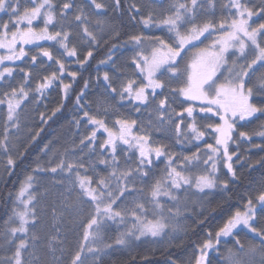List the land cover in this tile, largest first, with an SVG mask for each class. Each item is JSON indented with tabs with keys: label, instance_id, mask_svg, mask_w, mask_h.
Listing matches in <instances>:
<instances>
[{
	"label": "snow or ice",
	"instance_id": "obj_1",
	"mask_svg": "<svg viewBox=\"0 0 264 264\" xmlns=\"http://www.w3.org/2000/svg\"><path fill=\"white\" fill-rule=\"evenodd\" d=\"M26 2L31 6L21 10V0H0V17L8 16L7 20L0 19V50H3L0 54V86L6 85L10 89L3 93L7 99V115L0 133V150L5 155L10 146L14 147L11 137L20 131V110L30 93L39 103L46 91L59 85L64 97L70 98L73 86L64 83V77L67 75L75 81L77 73L69 72V65L64 60L74 58L83 67L93 57L92 49L100 47L103 35L110 34V40L121 36L119 26L111 18L93 22L83 7H75V15L70 19L68 13L74 9L75 0L62 6L53 3V0ZM90 3L97 10L107 7L104 3H97V0H90ZM162 3L163 0H145L144 4L133 2L124 7L122 0H112L110 6L114 13L123 15L127 11L131 21L146 30L161 31L163 35H130L123 45L118 47L113 44L108 48L106 59L100 61L101 64L111 63L117 77L126 76L122 68L115 67L113 53L124 45L132 46L135 52L131 57L135 70L132 75H139L141 80L129 77L121 79L118 87H113L116 81L105 72V89L108 96L119 97L117 103L120 107L127 103L136 115L146 110L149 119H132L120 113L103 96L97 98L94 113L91 102L82 103L88 88L85 81L75 100V107L83 115L72 122L77 129L86 122L92 131L83 136L78 145L73 143L72 147L64 148L62 152L53 148L54 142L44 144L40 152L49 157L48 164L54 161L55 164L47 168L37 158L32 170L37 174L51 173L62 177L56 183L65 187L63 206L67 211L79 213L86 207L90 209L84 242L71 256L70 264H88L89 258L92 264H104L103 258L114 248L130 249L138 241L162 238L169 231L187 233V227L179 224L185 213L194 217L193 223L197 226H205L217 209L206 210L200 200L189 199L187 193L193 189L194 194L219 189L224 195L217 208L230 211L225 207L232 198L229 180L233 183L239 180L233 167L234 158L236 163L250 159L241 157L238 151L230 152V146L235 145L239 149V140L264 153V142H252L256 137L264 141V102H253L257 97L264 100V0H258L252 6H249V0H228L222 7L228 9L229 15L219 20L215 19L217 0H172L167 8L157 12L156 8ZM145 8L146 15L141 14ZM254 18L260 21L255 26ZM41 21L43 27L34 26ZM57 23L60 29L50 32L49 27L54 28ZM73 24L80 26L77 35L89 46L82 60L76 45L69 46L73 33L65 30V26L71 29ZM93 24L100 30L99 33L90 30L89 25ZM40 40L59 44L63 59L44 48L37 53L55 63L57 71L42 76L34 88H28L30 73L19 69L23 82L19 87L11 86L8 78L13 77L15 69L4 66L5 63L27 59L24 45ZM205 40L208 43L205 44ZM108 42L105 41V45ZM37 55L31 56L30 67H36ZM173 80L178 81L180 86L171 87ZM165 89H168V95H164ZM158 95H163V98L157 102ZM177 97H183L179 101L181 105L188 104L182 112H176L172 107ZM170 100L172 103H169ZM197 101L201 102L199 112L204 113L206 119L218 117L220 122L198 125L194 115V103ZM0 103L4 101L0 100ZM59 111L60 107L54 108L47 119L45 113H40V123L46 124ZM185 113L191 123L182 130ZM111 116L115 119L109 121ZM255 120L261 121L257 130L239 131L240 127ZM154 133H172L181 145L186 141L192 142L188 140L189 135L192 140L200 142L208 135L214 138V143L205 144L203 149L197 147L191 155L178 154L169 151V145L154 140ZM98 134H106V138L100 141ZM40 135V131L33 134L30 129L29 145L38 143ZM76 151L80 152L79 156H75ZM118 152L125 157L123 165ZM92 154L96 155V159H91ZM153 157L156 160L166 157L167 160L162 175L155 178L146 191L145 187H137V184L142 185L149 177ZM15 163L9 155L5 169L9 176ZM101 165L105 172L99 170ZM221 165L230 174L229 179H220ZM247 166L252 170L256 166L264 168V155ZM194 169H199V172ZM35 183L34 175H27L16 194L17 207L5 221V232L0 234V240L12 250L10 255L0 258V264H63L64 249L59 228L56 229V236L48 238L43 249L39 247L42 237L30 232V227L37 222L39 194ZM260 183L264 188V179ZM53 213L55 215V210ZM260 221H264V191L255 197V203L253 198H247L242 210L237 208L214 232L209 230L205 233L207 238L197 245L199 255L195 257V264H213L212 253L219 255L221 241L233 237L234 247L226 250L220 264H264V227L254 226ZM113 223L123 230L109 243L107 232ZM245 230L252 237L247 245L241 242L238 235ZM131 264H135L134 257ZM168 264L177 262L169 261Z\"/></svg>",
	"mask_w": 264,
	"mask_h": 264
},
{
	"label": "rangeland",
	"instance_id": "obj_2",
	"mask_svg": "<svg viewBox=\"0 0 264 264\" xmlns=\"http://www.w3.org/2000/svg\"><path fill=\"white\" fill-rule=\"evenodd\" d=\"M70 2V0H53V3L57 4L58 6H62L63 3ZM172 2V0H163V3L159 5L156 8V11L159 12L161 9L167 8V6ZM97 3H104L106 4V8L104 10H97L95 9L94 5L90 3V0H75V6L72 11L68 13L69 18L71 19L75 15V7H83L85 13L91 17L93 22H95L97 19L104 20L106 18H109L111 13H113V9L110 6L112 3V0H97ZM136 3V1H135ZM145 0H137V4H144ZM228 3V0H217V6L215 9V19L219 20L222 16L227 17L229 15L228 9L223 8L222 5H225ZM258 3V0H249V6H252V4ZM31 5L26 2V0H21V10H23V7H30ZM147 9L145 8L141 14L146 15ZM57 13H59V7L57 8ZM139 18V17H138ZM0 19L7 20L8 16L3 15L0 17ZM57 20H59V15H57ZM255 20V23H253V26H255L256 23H259V20ZM138 21V20H137ZM34 26L37 28L43 27L42 21L38 24L34 23ZM90 30L99 33L100 30L96 28L93 25H89ZM60 29L59 23L56 24V27H49L50 32H54ZM65 30H69L73 33L71 42L69 46H72L73 44L76 45L78 49V55L79 58L82 60L84 56L87 54L89 50V46L85 41L81 40V37L77 35V33L80 32V26H77L76 24H73L71 29H69L67 26H65ZM136 34L144 33V35H163L161 31H158L156 29H144L142 25L138 23V31H136ZM104 36V35H103ZM204 43H208L207 40L204 41ZM38 45V46H37ZM201 47L203 45H200ZM25 51L28 53V58L24 59L23 61H16L15 63H8L6 62L4 66H10L15 69L13 77L8 78V83L11 84L13 87H19V85L23 82V74L20 73L19 69H24L26 72L30 73L31 76V83L28 85V88H34L36 82L44 75H49L53 71H57L58 66L47 60L46 57H42L40 55H37V53L40 52L42 48L48 49L50 52L53 53L54 56H56L59 59H63L61 56V50L59 48V44L55 41H48V40H40L36 41L32 45H24ZM135 51H138L136 49ZM0 54H3V50H0ZM135 54L133 48L131 45H124V47L119 48L118 51H115L113 53V60L115 61V67L117 69H123L127 75L117 77L116 72L113 71V65L111 63L106 64L105 67L107 68L105 72H108L111 77L116 81L115 84H113V87H118L119 82L121 79H127L129 77L137 79L138 81L141 80V77L139 75L133 76L132 73L135 71L132 64H131V57ZM37 55V61L36 67H30L31 64V56ZM66 65H69L68 71L69 72H75L77 66H79L75 59L71 60H64ZM103 73V74H104ZM103 74L101 80L96 79L97 85L95 86L94 90V98L91 99V107L93 109V112L95 113L97 109L96 100L98 97L103 96L108 100L110 104L115 105L116 108L119 109V112L129 116L132 119H137L138 121L143 120L147 121L149 119L148 111L142 110L140 115L135 114V110L125 103L124 107H120V105L117 103L119 100V97H115V99L112 96H108L106 89H105V81L103 80ZM64 83H70V77L65 75L64 77ZM179 82L176 80H173L171 82V87H179ZM53 88H57L56 85L53 86ZM60 88V87H59ZM61 89V88H60ZM58 89V90H60ZM10 89L5 86H0V100H3L4 103H0V133L3 131V125L4 121L6 119L7 115V99L3 96V93L6 91H9ZM27 90V89H26ZM62 90V89H61ZM46 91L44 97L40 98L39 103H37V98L33 96L31 93L29 95V98L26 102L22 104V108L20 110V131L18 133H15L11 137L12 144L14 147L10 146V150L7 155L3 153L2 150H0V174L1 171L4 170V167L7 163V159L9 155H12L13 151L16 150L17 143L19 140H21L23 137L28 135V131L30 126L33 125L35 121H37L40 118V113H44L47 107L48 103L54 102L57 100L58 95H62L60 91ZM158 92L160 90H157ZM59 93V94H58ZM52 94H55L53 97ZM58 94V95H57ZM168 89L164 90V95H168ZM50 96V97H49ZM49 98V99H47ZM163 95H158L156 100L158 102L159 99H162ZM258 99H261L257 97ZM183 100V97H177V102L172 103L170 100L169 103H172V107L175 108L176 112H182V108L187 107L188 104L184 103L181 105L179 101ZM155 105L153 104L152 107ZM194 107L196 111L194 112V115L196 117V121L198 125H204L207 123H219L218 117H213L211 120L205 118V114L199 112V108L201 107V102L197 101L194 103ZM185 118V122L182 125V130L186 128V125L188 123H191V119L187 118L186 113L183 114ZM211 116V114H208ZM109 121L112 119H115V116H111L108 118ZM179 122V121H177ZM260 120H255L251 124H245L243 127L239 128V131H248L251 132L253 130H257V125L260 123ZM111 126V124H109ZM92 129L90 127L86 126V122L82 123L79 126V129H77V126L71 122L65 125L63 128L59 130V135L57 138L53 140V148L59 149L61 152L64 150V148H70L72 147L73 143L79 144L80 139L83 136L88 135ZM106 138L105 136H101L98 134V140L102 141ZM153 139L156 141L163 142L167 145H169V151L175 152V153H183L184 155H191V153L196 151L197 147H200L203 149L205 147V144L207 143H214V138L211 136L206 135L203 142L200 141H194L192 140V137L189 135L188 140L192 141L191 143H188L187 141L181 145L176 142L175 136L172 133H169L168 135L164 134H153ZM183 139V138H182ZM260 138L256 137L252 141L253 143L255 141H259ZM237 143L240 145L239 149L235 147V145L230 146V152L232 151H238V154L243 158H249L246 159V162L242 161L241 163H236L234 158V170L237 173V176H239V173L247 167L249 164L248 161L253 162L257 159V156L255 153L258 152L256 149H251V145L248 143H244L241 141H237ZM259 144L258 142H256ZM251 149V150H249ZM85 152H87V148H85ZM97 152H99V148L97 147ZM80 152L76 151L75 156H79ZM118 155H120V162L121 165L124 164L125 157L118 152ZM49 157L45 156L40 159V162L42 163V166L50 168L54 166L55 161L52 164H48ZM91 159H96V155L92 154ZM133 160L135 157L132 158ZM166 157L160 158L159 160H156L155 157H153V165L152 170L149 173V177L143 182L141 185L140 183L137 184V187H145V190L147 191V188L151 185L153 180L155 178H158L162 175L163 169L165 168L166 164ZM131 163V161H130ZM132 166H135L134 164ZM99 170L101 172H105L104 167L101 165L99 166ZM110 171V169H109ZM193 171L199 172V169H194ZM91 174V173H89ZM230 174L227 173V170L221 165L220 169V179H229ZM35 188L39 194V202L36 205V211H37V222L34 227H30V232H35L36 234L40 235L42 237L39 247L40 248H46L47 240L48 238L52 236L57 235L56 229L59 228V238L63 241V244L61 245L64 249L63 253V264H70L71 256L75 253L76 250H78V246L80 243L84 242V231L87 226L89 216V208H85L83 211L76 213V212H69L67 211L63 206V194L65 193V187H62L56 181H59L62 177L60 175H53L51 173H39L35 174ZM264 179V175L261 177H257L256 185L254 187H251L250 190L246 192L243 198V205L246 203L247 198L251 197L253 198V202L255 203V197L259 194L260 191H264V188L261 187V180ZM1 180V175H0ZM230 181V180H229ZM217 191L219 189H216ZM216 190L212 191H206L205 194H194L195 190H190L187 193V196L191 200H200L204 208L206 207V202L215 195L217 192ZM216 191V192H215ZM184 195V194H182ZM242 205V206H243ZM171 206V205H168ZM241 206V207H242ZM259 207V205H257ZM197 209H199V205L197 206ZM242 210V208H240ZM53 210H55V215L53 213ZM189 213H185L183 218L179 220V224L183 227L185 223V217ZM255 227H264V221H260ZM123 229L120 228L117 224L113 223L111 224L110 230L107 232L108 237L110 238L107 242L111 243L115 240L116 235L119 231H122ZM181 233V232H180ZM180 233H172L169 231L167 235H165L162 238L152 239L148 238L144 241V243H148L150 246H156L161 245L163 242L170 241L174 238H178L181 234ZM239 238L242 243L247 245L249 241L252 240V237L247 234L246 230L239 232ZM23 238V237H21ZM234 239L233 238H225L222 241V248L219 249V256L220 260L224 258L226 255V250L229 248L234 247ZM164 240V241H163ZM18 242V241H17ZM138 243V242H136ZM135 243V244H136ZM134 244V245H135ZM134 245L132 247H134ZM131 247V248H132ZM130 248V249H131ZM7 254H11V247H8ZM129 248H114L111 253L116 251H127ZM214 254L212 253V259L216 260L214 257ZM57 255H60V252L57 251ZM199 255V253H198ZM108 256V255H107ZM105 256L103 258V261L106 262ZM190 261V260H189ZM189 261H185L184 264H189ZM88 264H92L91 258L88 259ZM218 264H220V261H218Z\"/></svg>",
	"mask_w": 264,
	"mask_h": 264
},
{
	"label": "trees",
	"instance_id": "obj_3",
	"mask_svg": "<svg viewBox=\"0 0 264 264\" xmlns=\"http://www.w3.org/2000/svg\"><path fill=\"white\" fill-rule=\"evenodd\" d=\"M137 3V0H122V6L126 7L128 3ZM113 12V11H112ZM109 18L115 22L121 31V36L119 39H109L110 34H105L103 39H101L100 47L93 48V57L89 58L88 63L83 67L77 66L76 73L77 77L75 81L70 78V83L72 84V90L70 93V98H65L62 90L59 88V85H56L57 88H51L50 91L55 92L60 91L62 95H58L57 100L54 102L48 103L45 110V118L51 115V112L54 108L60 107V111L52 117L46 124L40 123V118L30 126L29 130L33 131V134L36 131H40L41 135L37 137L38 143L29 145L28 135L23 137L17 143L16 150L13 151L10 155L13 160L16 161L15 165L11 169V176L8 172L5 171L7 163L4 167V170L1 171V180H0V234L5 232V221L12 215L13 208L17 207L16 194L20 188L21 183L24 181L25 177L33 173V168L36 166L37 158L42 159L44 155L40 152V149L43 148L44 144L53 142L55 137L59 135V130L63 128L68 123H71L74 119H79L83 114L78 112V109L75 107V100L77 94L80 93L81 89L84 88L85 81L88 82V88L86 89V95L84 98L85 102H91V99L94 98V88L97 85L96 79L101 80L102 74L107 69L106 64H101L100 61L105 60L108 54V48L113 44L123 45L124 42L128 39L130 35L136 34L138 31V23L131 21L129 19V12L124 11L123 15H118L116 13H111ZM139 15L136 19L139 20ZM105 41H109L105 45ZM127 46V45H126ZM121 48V47H120ZM104 70V71H103ZM60 89V90H58ZM53 97L55 94H52ZM50 97V96H49ZM49 99V98H47ZM254 103H262L264 100L256 98ZM61 105H63L61 107ZM101 136H105L101 135ZM262 143L261 139L255 141L254 143ZM21 153H24L23 157ZM257 159L264 155V153L257 152L255 153ZM249 163H252L248 161ZM264 175V168L256 166L254 170L249 169L248 166L239 173V180L233 183L229 181L230 195L231 200L228 201L225 206L230 211H224L220 208H217V205L222 202L223 193L220 190H216L215 195L212 196L207 202L205 209L216 208V213L214 216L210 217V221L203 227H199L193 223L194 217L188 214L185 218V223L183 227H187V233L181 232L178 238H174L170 241H165L161 245L150 246L144 241H138L131 249L127 251H116L108 255L106 262L104 264H131L132 258H135V264H168L169 261H175L177 264H184L185 261H191V264L195 263V257L198 255L197 245H199L204 239H206L205 233L209 230L213 232L223 224L227 219V216L234 212L237 208H242L244 201V195L251 187L256 185L257 177ZM227 179V178H226ZM199 211V209H197ZM205 215H208V212L205 211ZM199 219V217H195ZM164 241V240H163ZM8 247L0 240V258L5 257L9 254ZM213 264H218L217 260H213Z\"/></svg>",
	"mask_w": 264,
	"mask_h": 264
},
{
	"label": "flooded vegetation",
	"instance_id": "obj_4",
	"mask_svg": "<svg viewBox=\"0 0 264 264\" xmlns=\"http://www.w3.org/2000/svg\"><path fill=\"white\" fill-rule=\"evenodd\" d=\"M220 248H221V247H220ZM214 257L217 259L218 255H217V254H214ZM193 264H195V263H193Z\"/></svg>",
	"mask_w": 264,
	"mask_h": 264
}]
</instances>
